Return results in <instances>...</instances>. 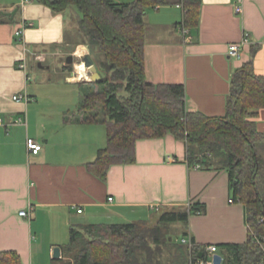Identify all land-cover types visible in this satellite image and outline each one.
I'll use <instances>...</instances> for the list:
<instances>
[{
    "label": "crops",
    "instance_id": "1",
    "mask_svg": "<svg viewBox=\"0 0 264 264\" xmlns=\"http://www.w3.org/2000/svg\"><path fill=\"white\" fill-rule=\"evenodd\" d=\"M57 16L61 19L54 23ZM78 20L71 7L54 12L37 0H0V251H16L22 264H64L69 257L62 247L72 225L147 222L153 211L195 201L205 205V212L191 215L186 224L196 244L244 242V208L231 201L227 172L188 166L184 142L170 133L138 139L135 163L111 166L106 181L87 170L86 163L106 144L105 125L82 122L78 114L91 92L81 94L72 109L65 102L44 101L40 88L29 84V68L38 63L48 68L47 59L72 55L73 64L63 63L66 84L92 85L80 79L87 72L80 67L85 54L76 53L84 51L81 46L90 50ZM182 20L178 4L145 11V79L183 84L188 111L223 115L238 68L252 60L255 73L264 75V0H200L197 27L183 34ZM23 21L32 26L17 41L14 31ZM245 36L240 55L229 56L228 45ZM75 72L78 77H72ZM13 95L28 100L16 101ZM254 121L264 133V108ZM27 138L41 144L37 154L28 151Z\"/></svg>",
    "mask_w": 264,
    "mask_h": 264
},
{
    "label": "trees",
    "instance_id": "2",
    "mask_svg": "<svg viewBox=\"0 0 264 264\" xmlns=\"http://www.w3.org/2000/svg\"><path fill=\"white\" fill-rule=\"evenodd\" d=\"M37 1L54 12L71 6L78 9L82 42L101 77L88 81L100 90L85 94L78 108L82 122L102 123L106 129V144L86 163L87 170L106 181L111 166L135 163L138 139L172 134L184 142L188 166L224 169L231 201L243 205L247 239L216 244L221 264H260L264 258V133L257 130L254 116L264 108V75L255 73L252 60L233 73L223 115L188 111L183 84L145 79L144 14L147 8L178 4L183 8L179 24L192 29L198 24L200 0ZM204 212L205 205L195 201L162 212L154 226L146 221L72 225L63 252L73 264H161L163 247H169L176 249L174 262L192 264L200 252L202 259L209 258L206 246L196 244L187 232L182 238H189L190 245L181 241L176 245L162 229L171 223L187 224L191 215ZM0 264L22 263L16 251L4 250Z\"/></svg>",
    "mask_w": 264,
    "mask_h": 264
},
{
    "label": "rangeland",
    "instance_id": "3",
    "mask_svg": "<svg viewBox=\"0 0 264 264\" xmlns=\"http://www.w3.org/2000/svg\"><path fill=\"white\" fill-rule=\"evenodd\" d=\"M115 1L128 2L131 0H115ZM71 8L76 11V15H78V18H80V12L78 11V9L74 6H71ZM149 10H151V8L149 9L147 8V11ZM72 38L73 35L70 36V39ZM65 59L66 56L64 55L56 59L50 58L47 59L46 62L44 63V65L48 66V68L46 67L40 68L37 67L36 65L33 68H29V74L31 77L29 84L30 86H32V88L33 87L40 88L41 90L40 96L43 100L45 99V100L57 101L61 103L65 102L69 104L68 105L69 107L74 109L76 102L79 101L81 98V94L85 92L98 91L100 90V87L95 84H92L90 86L81 85L80 87L78 84H66L65 82L66 74L63 72V63L65 62ZM72 77H78L77 73L75 72L72 75ZM80 79H90V72L87 71L86 75L84 77H81ZM121 95L125 96L126 93L122 91ZM101 127L102 129H104L103 125ZM162 211L163 210L151 212V218L149 219V221H147V224L149 226H154ZM186 230H187L186 224L181 222L171 223L167 225L166 228L162 229V231L165 233V236L168 237V240L175 243L176 245L179 244ZM175 254H176L175 248L163 247V250L160 254L161 264H177L176 262H174ZM64 264H73V261L69 257L67 260H65Z\"/></svg>",
    "mask_w": 264,
    "mask_h": 264
},
{
    "label": "built area",
    "instance_id": "4",
    "mask_svg": "<svg viewBox=\"0 0 264 264\" xmlns=\"http://www.w3.org/2000/svg\"><path fill=\"white\" fill-rule=\"evenodd\" d=\"M240 10H241V8L239 6H237L235 8L236 12H239ZM31 26H32V23L23 21L16 27V29L14 31V36L16 37L17 41H21L24 30L27 27H31ZM180 31L183 34H186L188 32V29L185 28L184 26L180 25ZM247 40H248V38H247V36H245L243 38V40L241 41V43H231V44H229L228 45V50H227L228 55L229 56H233V57H238L240 55L241 44L246 43ZM19 66H20V68H24V64L23 63H21ZM12 98L14 100H16V101H27L28 100L26 95H13ZM26 146H27L28 151L30 153H32V154H37L40 151V149H41V144L36 142L32 138H27ZM193 168H199V166L198 165H194ZM111 199H112L111 197H108V200H111ZM77 212H81V209H78ZM18 214L20 216H23V217H28V213H27L26 210H20ZM181 241L183 243H187V244L190 245L189 238H182ZM206 250L210 254L209 258L208 259L198 258L194 262H192V264H214L212 256H213V254L217 253V246L215 244L208 245L206 247ZM260 264H264V258L261 260Z\"/></svg>",
    "mask_w": 264,
    "mask_h": 264
},
{
    "label": "water",
    "instance_id": "5",
    "mask_svg": "<svg viewBox=\"0 0 264 264\" xmlns=\"http://www.w3.org/2000/svg\"><path fill=\"white\" fill-rule=\"evenodd\" d=\"M14 13V11L12 12ZM73 56L72 55H68L65 59V62L67 64H73ZM81 63L84 64L85 68H87V70L90 72V81H94V82H97L100 80V75L97 71V67L93 61V59L91 58L90 54H85L82 59H81ZM38 67L40 68H43V66L41 65V63H38L37 65ZM60 255V249L59 247H55L53 249V257L54 258H58ZM199 257L201 258L202 257V253L200 252L199 253ZM213 263L214 264H221V261H222V256L218 253L216 254H213Z\"/></svg>",
    "mask_w": 264,
    "mask_h": 264
},
{
    "label": "clouds",
    "instance_id": "6",
    "mask_svg": "<svg viewBox=\"0 0 264 264\" xmlns=\"http://www.w3.org/2000/svg\"><path fill=\"white\" fill-rule=\"evenodd\" d=\"M60 19H61V18H60L59 16H57V17H56V20L54 21V23L59 22ZM58 30H59V28H55V29H53V33L57 32ZM81 47L84 48V51H83V52H80V51L78 50L76 54H77V55H84V54H87V52H88L87 47H85V46H81ZM85 78H87V77H85Z\"/></svg>",
    "mask_w": 264,
    "mask_h": 264
},
{
    "label": "bare ground",
    "instance_id": "7",
    "mask_svg": "<svg viewBox=\"0 0 264 264\" xmlns=\"http://www.w3.org/2000/svg\"><path fill=\"white\" fill-rule=\"evenodd\" d=\"M80 67L83 68V69H86V70H87V68H85V66H84L83 63H80ZM87 71H88V70H87ZM79 74H80V73H79Z\"/></svg>",
    "mask_w": 264,
    "mask_h": 264
}]
</instances>
